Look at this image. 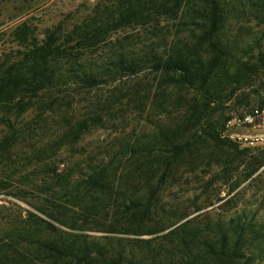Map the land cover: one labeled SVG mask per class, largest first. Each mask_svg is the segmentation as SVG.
Segmentation results:
<instances>
[{
  "label": "rangeland",
  "instance_id": "374dc122",
  "mask_svg": "<svg viewBox=\"0 0 264 264\" xmlns=\"http://www.w3.org/2000/svg\"><path fill=\"white\" fill-rule=\"evenodd\" d=\"M116 1L0 0V69L22 58L26 48L40 43L49 32L65 35ZM255 1L229 0L233 9L220 38L230 51L202 91L174 83L172 73L168 78L144 68L107 77L87 90L76 87L42 117L36 104L18 115L14 120L27 131L26 140L0 157V228L12 217L34 212L33 205L63 204L67 224L90 226L72 231L95 237L101 244L126 246L150 261L152 255L169 256V231L185 220L199 227L240 223L248 229L243 251L264 259V23L256 17ZM176 22L169 21V38L177 34ZM150 26L109 31L103 42L85 51L88 62L112 66L113 55L123 48L143 54L153 40ZM192 105L198 108L196 114ZM255 110L253 124L227 125L231 118ZM198 115L202 120L195 122ZM215 127L219 137L211 139ZM161 131L188 145L169 175L159 181L156 166H148L152 180L130 174L125 187L115 189L114 202L107 209L97 206L95 214L86 216L89 223L83 222L77 206L68 207L64 197L47 201L35 187L62 177L70 191H77L87 167L96 164L107 165L127 180L125 175L138 164L134 152L155 141ZM235 134L259 139L251 145ZM158 149L153 147L144 156L156 159ZM153 182L158 187L149 217L139 227L127 225L121 216L122 191L146 195L155 190ZM55 186L61 196L64 189Z\"/></svg>",
  "mask_w": 264,
  "mask_h": 264
},
{
  "label": "trees",
  "instance_id": "16d2710c",
  "mask_svg": "<svg viewBox=\"0 0 264 264\" xmlns=\"http://www.w3.org/2000/svg\"><path fill=\"white\" fill-rule=\"evenodd\" d=\"M253 7L256 17L264 23V0H256ZM104 9L98 12L99 16L81 22L65 35L49 32L40 43L26 48L22 58L0 69V157L17 143H25L27 131L20 129L14 119L32 105H37L38 116L42 117L46 111H52L56 100H67L64 93L70 90H87L107 77L144 68L168 78L172 73L174 83L202 91L226 62L230 50L220 34L233 9L229 0H117ZM169 21H177V34L172 38ZM148 24L153 40L143 54H131L121 48L113 55V67L88 62L85 51L103 42L109 31ZM181 32L186 34L181 36ZM71 41L75 44L67 46ZM191 109L196 114L198 108L192 105ZM194 120L202 118L198 115ZM213 131L216 134L210 138L218 139L217 127ZM156 146V159L144 156ZM187 146L174 142L169 132L161 131L155 141L134 152L138 164L125 175L127 180L107 165L96 164L87 167L77 191H70L68 180L62 177H56L54 184L46 181L35 187L47 201L64 197L68 207L77 206L85 217L83 222L89 223L86 216L95 214L97 206L107 209L114 202L115 189L121 188L130 174L137 172L152 180L153 171L148 166H156L157 179L164 181ZM157 182H153L155 190L146 195L122 191L121 216L127 225L139 227L147 220ZM55 184L64 189L61 196ZM33 208L34 212L27 210L24 217H12L0 228V264H264L263 255H246L243 251L248 229L240 223L224 228L199 227L185 220L169 231V256L152 255L148 261L149 258L124 249L126 246L101 244L95 237L72 231L90 226L67 224L64 218L68 213L63 204L54 207L44 202Z\"/></svg>",
  "mask_w": 264,
  "mask_h": 264
},
{
  "label": "built area",
  "instance_id": "2783aa9c",
  "mask_svg": "<svg viewBox=\"0 0 264 264\" xmlns=\"http://www.w3.org/2000/svg\"><path fill=\"white\" fill-rule=\"evenodd\" d=\"M257 111L255 110L254 112H249L244 114L241 118L236 119V118H231L228 120L227 125L229 127H233L235 125H241V124H253L255 122V116H256ZM233 135H230L232 137ZM236 138L240 141H243L247 144H254V142L258 141V137H249V136H243L239 134H235Z\"/></svg>",
  "mask_w": 264,
  "mask_h": 264
}]
</instances>
